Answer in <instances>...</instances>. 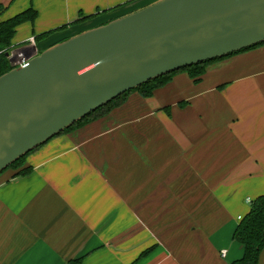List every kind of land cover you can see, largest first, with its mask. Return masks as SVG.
<instances>
[{"label": "crops", "instance_id": "crops-1", "mask_svg": "<svg viewBox=\"0 0 264 264\" xmlns=\"http://www.w3.org/2000/svg\"><path fill=\"white\" fill-rule=\"evenodd\" d=\"M154 1L0 0V19L37 12L11 40L30 55ZM24 166L0 173V264H230L246 199L264 194V43L196 82L179 71L150 97L129 93Z\"/></svg>", "mask_w": 264, "mask_h": 264}, {"label": "water", "instance_id": "water-1", "mask_svg": "<svg viewBox=\"0 0 264 264\" xmlns=\"http://www.w3.org/2000/svg\"><path fill=\"white\" fill-rule=\"evenodd\" d=\"M263 41L264 0H156L33 54L0 75V173L124 92Z\"/></svg>", "mask_w": 264, "mask_h": 264}, {"label": "trees", "instance_id": "trees-1", "mask_svg": "<svg viewBox=\"0 0 264 264\" xmlns=\"http://www.w3.org/2000/svg\"><path fill=\"white\" fill-rule=\"evenodd\" d=\"M5 8L6 7L2 3H0V16L5 11ZM36 15L37 12L34 9L27 8L7 19H3V20L0 19V75L9 71L12 68L9 64V60H8V56L6 55V52H8V50L11 47V40L16 32V27L26 21L33 22ZM84 19L85 18H82L80 20H76L75 22ZM50 33L51 31L38 35L36 36V39L37 38L41 39ZM263 43L264 41L243 48L241 50L235 51L233 53L227 54L223 57L205 60L203 62H199L197 64H193L191 66H187L179 70L161 75L157 78H154L132 90L124 92L123 94L117 96L108 103L98 107L97 109L88 113L87 115H85L83 118H81L80 120L69 126L68 128L64 129L61 133L70 132L84 125L85 123H88L92 120H95L99 117L108 114L113 108L120 106L126 100L127 95L133 91L138 92L142 97H150L155 89L164 86L166 83H168L171 76L179 71L186 72L188 76L192 78L194 82H196L199 80L201 75L204 73L207 65H209L210 63L228 56H232L239 52L248 50L250 48H254ZM35 149L31 150L30 152L34 151ZM30 152L18 158L3 171L7 169L16 170V172L14 173V177L25 176L30 174L32 168L30 166H24V159L26 155H28ZM233 239L243 246L244 251L242 257L232 261L230 264H257L259 254L262 248L264 247V194H261L256 198H254L253 200H251L250 210L238 222L233 232ZM148 251H149L148 249L143 251L140 254V256H144L145 254H147ZM80 262L81 259L78 258L70 261V264H80Z\"/></svg>", "mask_w": 264, "mask_h": 264}, {"label": "built area", "instance_id": "built-area-1", "mask_svg": "<svg viewBox=\"0 0 264 264\" xmlns=\"http://www.w3.org/2000/svg\"><path fill=\"white\" fill-rule=\"evenodd\" d=\"M30 43H34V38L30 37L28 40ZM33 54H24V52H20L19 49H13L11 51H9L8 54V60H9V64L11 67H15V66H21L23 64H25L28 59L32 56ZM246 202H248L250 204L251 200L249 198L246 199ZM222 254H224V251L221 252Z\"/></svg>", "mask_w": 264, "mask_h": 264}, {"label": "rangeland", "instance_id": "rangeland-1", "mask_svg": "<svg viewBox=\"0 0 264 264\" xmlns=\"http://www.w3.org/2000/svg\"><path fill=\"white\" fill-rule=\"evenodd\" d=\"M19 37H20V35H17L16 39H19ZM28 40H29V39H28ZM26 41H27V38H21V40H19L17 43H23V42H26ZM13 42H15V39H14ZM13 49H15V48H10V49L8 50V52L11 51V50H13Z\"/></svg>", "mask_w": 264, "mask_h": 264}]
</instances>
